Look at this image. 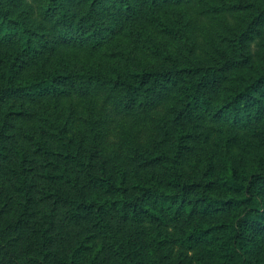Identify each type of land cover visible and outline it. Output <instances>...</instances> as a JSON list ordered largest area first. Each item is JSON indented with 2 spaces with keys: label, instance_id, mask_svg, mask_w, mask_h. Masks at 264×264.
I'll list each match as a JSON object with an SVG mask.
<instances>
[{
  "label": "trees",
  "instance_id": "trees-1",
  "mask_svg": "<svg viewBox=\"0 0 264 264\" xmlns=\"http://www.w3.org/2000/svg\"><path fill=\"white\" fill-rule=\"evenodd\" d=\"M0 173V264H264V0H0Z\"/></svg>",
  "mask_w": 264,
  "mask_h": 264
},
{
  "label": "rangeland",
  "instance_id": "rangeland-1",
  "mask_svg": "<svg viewBox=\"0 0 264 264\" xmlns=\"http://www.w3.org/2000/svg\"><path fill=\"white\" fill-rule=\"evenodd\" d=\"M66 57L72 61L75 66H81L82 64L84 63H96L98 62V57L96 60H93V59H90V58H87V57H84V56H79V55H74L73 53H70V52H67L66 53ZM43 103L42 102L41 104L40 103H36L34 104L33 108L35 109L36 108V111L38 108H42L43 106ZM14 141L16 142V144H20L22 143V135H21V130L20 129H17L14 131ZM2 166L4 167L5 164L4 163H1ZM9 192V195L13 196L14 193L12 191V188H11V182H10V178L7 174L5 173H0V193H7ZM88 227L89 225L86 223V222H83V223H80V224H70L67 226L66 228V233H65V237H64V240H70V239H73L76 235H80V234H83V233H86L88 231Z\"/></svg>",
  "mask_w": 264,
  "mask_h": 264
}]
</instances>
